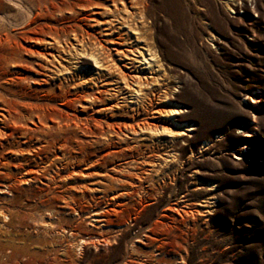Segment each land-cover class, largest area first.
<instances>
[{
	"label": "rangeland",
	"instance_id": "1",
	"mask_svg": "<svg viewBox=\"0 0 264 264\" xmlns=\"http://www.w3.org/2000/svg\"><path fill=\"white\" fill-rule=\"evenodd\" d=\"M12 1L0 0V17L18 25L24 16ZM91 1L96 22L80 21L85 39L62 51L94 88L90 62L75 51L127 43L109 38L120 16L112 3ZM125 10L133 11L129 3ZM146 12L159 80L143 87L137 108L106 99L118 103L112 122H148L151 131L107 132L98 144L76 131L65 148L46 146L31 129L46 124L33 111H50L45 82L65 85L67 75L32 59L29 83L15 88L6 71L17 49L1 29L0 264H264V0H149ZM4 25L3 33L14 30ZM123 177L149 196L129 191ZM101 213L107 222L98 229Z\"/></svg>",
	"mask_w": 264,
	"mask_h": 264
},
{
	"label": "bare ground",
	"instance_id": "2",
	"mask_svg": "<svg viewBox=\"0 0 264 264\" xmlns=\"http://www.w3.org/2000/svg\"><path fill=\"white\" fill-rule=\"evenodd\" d=\"M105 2L112 3L113 12L120 15L114 16V19L109 22L108 26L112 31L109 38L115 37V40L120 41L117 42L120 46L121 42L127 43V48L124 50L112 49L110 45L104 46L102 41L99 40L94 46L104 56L103 58L100 57V54L75 51L90 62L89 64L93 69L91 81L94 82V88H90L89 84L85 83L86 78L82 75L79 76L78 70L73 72L71 67L66 65L62 51V44L69 43L71 38L78 44L82 42L81 38L85 39L84 33L81 34L83 32L80 26L81 22H96L94 17L87 14L91 6L90 3H92L91 0H36L29 7H26L19 0L14 4L21 11V15L24 16L21 23L16 25L10 19L0 17V31L2 29L5 32L6 26L4 24L15 25L14 30L10 33L1 31L7 39L9 37L14 39L17 49L16 54L10 56V64L6 71V76L11 79L15 88H19L20 84L29 83L28 73L31 72L29 61L32 59H36L42 64L55 65L59 72H65L67 75L65 80L69 83L65 85L63 83L56 84L55 81L45 82V85L49 87L46 93L48 92L52 97L45 99L44 107L50 109V111L44 112V107L38 104V109L42 108L43 114L36 111H33L32 114L38 121L45 120L46 122L38 132L31 129L34 134L37 133L42 137L41 139L46 146L59 145L65 148L74 142L71 133L75 134L76 131L82 135L93 136L97 144L99 137L107 132L118 136L122 133V129H127L130 130L129 132L133 136H136L139 132L151 131V128L147 125L148 122L143 123L141 126L138 125V127L131 126L126 122L121 124L112 122L115 120L113 114L117 111L115 107L118 103L112 105L106 99L109 93L114 97L120 96L125 104L129 101L128 99H132L130 107L132 109L137 108L143 96V87L147 86L152 89L159 80L157 55L150 50L151 38L145 32L147 29L146 7L149 0H105ZM125 3L130 4L132 12L125 10ZM122 11L124 14H122ZM116 24L119 28H116ZM85 33L86 38H90V34ZM103 41L110 43L108 39ZM70 46L74 47L73 45ZM40 47L46 48L41 51L38 49ZM50 50H54V52H50ZM120 62L124 63L123 66L126 71L119 68ZM113 73L119 76L120 85L118 82L112 83ZM31 82L35 83L34 81ZM57 101L62 102L60 106H55ZM72 111L77 112L79 115L71 114ZM181 112L180 110H174L171 112V116L173 117ZM24 116L27 115L24 114ZM56 118L61 120L63 124L55 125L54 120ZM161 130V132H171L168 127ZM185 130L191 131L193 129L191 126H187ZM152 131L159 133V129L156 127ZM76 143L80 142L76 141ZM123 178L129 191L144 192L149 196L150 191L142 187L140 183H135L132 178ZM19 180L20 183H23L25 177L21 176ZM119 196V194L113 195L110 200L115 201ZM114 210L112 209V211ZM101 216L103 217L102 220L97 219V216L94 217V220L98 223L94 227L98 229L105 228L107 222L103 214ZM42 228L48 231L50 227L48 224H43ZM80 243L82 247L84 241Z\"/></svg>",
	"mask_w": 264,
	"mask_h": 264
}]
</instances>
